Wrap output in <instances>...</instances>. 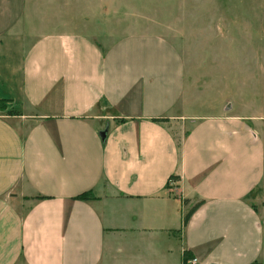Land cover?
Returning <instances> with one entry per match:
<instances>
[{
  "label": "crops",
  "instance_id": "obj_1",
  "mask_svg": "<svg viewBox=\"0 0 264 264\" xmlns=\"http://www.w3.org/2000/svg\"><path fill=\"white\" fill-rule=\"evenodd\" d=\"M103 1L0 0V264H264V120L187 114L168 40L80 32Z\"/></svg>",
  "mask_w": 264,
  "mask_h": 264
},
{
  "label": "rangeland",
  "instance_id": "obj_2",
  "mask_svg": "<svg viewBox=\"0 0 264 264\" xmlns=\"http://www.w3.org/2000/svg\"><path fill=\"white\" fill-rule=\"evenodd\" d=\"M44 6L48 16L58 7L49 1ZM97 8L99 19L78 23L95 40L109 44L127 34L150 33L174 46L184 66L187 114L264 120V0H104ZM63 17L71 23L69 15ZM32 22L38 28L31 34L40 33L39 18ZM10 44L0 52L8 56L7 76H0L7 92L16 89L24 48ZM174 136L180 137L177 129Z\"/></svg>",
  "mask_w": 264,
  "mask_h": 264
},
{
  "label": "trees",
  "instance_id": "obj_3",
  "mask_svg": "<svg viewBox=\"0 0 264 264\" xmlns=\"http://www.w3.org/2000/svg\"><path fill=\"white\" fill-rule=\"evenodd\" d=\"M10 101L9 99H3V98H0V107H4L6 106V103ZM158 121H165V119H156ZM177 179L176 176L174 175H171L169 178H168V182L169 181H175ZM91 191H84L80 194H78L76 197L77 198H82V199H88L89 197H91L92 195H90ZM93 197V196H92ZM201 203V201L195 203L194 205H192V207L185 213L184 217H183V224L186 223V221L188 220L190 214L193 212V210ZM250 264H259L257 262H253V263H250Z\"/></svg>",
  "mask_w": 264,
  "mask_h": 264
},
{
  "label": "built area",
  "instance_id": "obj_4",
  "mask_svg": "<svg viewBox=\"0 0 264 264\" xmlns=\"http://www.w3.org/2000/svg\"><path fill=\"white\" fill-rule=\"evenodd\" d=\"M181 264H198L197 259L195 257H190L182 261Z\"/></svg>",
  "mask_w": 264,
  "mask_h": 264
}]
</instances>
